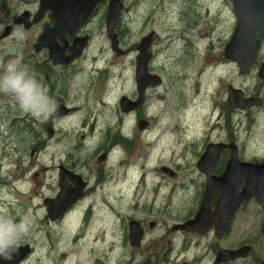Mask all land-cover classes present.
Instances as JSON below:
<instances>
[{
    "label": "flooded vegetation",
    "instance_id": "obj_1",
    "mask_svg": "<svg viewBox=\"0 0 264 264\" xmlns=\"http://www.w3.org/2000/svg\"><path fill=\"white\" fill-rule=\"evenodd\" d=\"M42 1L26 0L23 8L18 12L17 8L12 12L11 10L7 11L9 9L4 4L0 6V8L6 9L1 13L2 17L5 16L6 21L0 25L2 28L0 29V69L10 60V56L16 53L13 49L15 48L19 52L17 56L23 57V63L30 67L36 78L48 89L49 95L59 106L54 117L43 120L35 119L28 114H20L22 111L18 106L11 108V102H2L0 105V210H11L17 216L27 217L33 225L30 234L19 244L18 248L27 246L29 250L28 255L19 264L32 263L36 249L34 243H37L36 236L39 235L40 229L43 227L47 228L56 226L61 222L65 223L68 219H74L72 215L77 214L76 221H79V224L75 225L74 232H76L77 240L81 238L83 235V232L80 231L83 230L80 228L81 222L86 223L90 216H93L92 211L96 208L91 199H96L99 192L105 194L106 186L111 184L109 172L110 164L113 163L111 161L112 152L122 147L127 154H130L127 150L131 144V140L128 141L127 137L119 132L111 135V129L107 127L103 130L106 133V137L102 136L103 142H99L96 147L89 148L86 140L93 135V125L86 122V118L89 117L85 114L88 108L85 104L76 105L72 108L64 96L65 88L74 76L83 72L81 62L86 59L88 51L92 49L102 51L104 48V46L97 44L99 38H103V42L112 49V43L106 29L111 0H101L95 4L96 0H59L60 2L63 1L62 9L70 11L72 7L73 16H68L70 19L68 18L69 20L65 23L62 22L60 35L51 33L50 38L53 39L51 46L43 44L42 47L36 48L43 32L45 30L51 31L55 24L51 10L45 6L42 7ZM117 1L121 10L114 33L117 48L123 56L134 47V50L137 51L144 36L139 39V42L136 40L135 44L132 41L128 48L124 46L125 39L123 36L127 37V33H123L125 31L122 22L123 16L131 11L137 0H132L131 4L128 0ZM231 8L234 21L230 26L228 38L223 44V52L216 58V65H227L235 69L239 79H246L252 75L257 83L248 86L244 84L235 85L231 79L230 82L222 83L223 96L221 102L218 100L216 103L211 101L210 115L207 122L202 125L204 127L202 134L204 142L195 154V177H189L192 182L191 186L195 187L194 196L190 197V200L187 199L188 203L190 201L189 208L166 206L161 209L156 206L161 186L166 187L167 180L177 181L179 179L178 170L168 166H160L151 169L149 173H145V165L140 169L135 165L136 162L131 163L128 158L124 159L127 165L122 166L126 169L131 167L133 173L130 176L125 173L124 183L118 180L114 185L123 187L118 191V194L116 193V202H124L127 212L131 209L137 213L136 215L124 213L119 237L123 258H130L133 263L170 264L171 257H174L176 264H201L202 261L215 264L216 256L220 250L235 251L245 247L250 249L247 257L218 264H261L264 261V257H255L257 241H264V210L263 205L259 203L256 197L242 201L234 211H231V208L224 210L223 206L217 210L219 201L223 203L231 199L229 192L231 187L234 188V191L236 189V194L244 190L245 183L241 180L247 179L248 175L238 167L234 174H229L228 181L224 180L222 184L218 185L210 183L224 175L233 150L236 151L238 164H247L252 169L254 167L255 172L256 167L264 165V156L247 157L243 155L242 147L238 142L241 141L240 134L248 121L255 120L257 117L264 118V78L259 77V73L264 68V59L260 58L264 50V31L262 28L256 29L255 39L260 42L257 60L244 73H241L239 65L224 56V48L234 34L237 24L233 2ZM22 36L26 39L24 40ZM19 37L22 38L20 41H18ZM154 44L155 41L152 48ZM55 49L63 53L61 60L51 58L50 51ZM80 50L81 53L77 58L67 64L64 63ZM34 57H39L41 60L35 61L33 60ZM77 64L81 67L76 73ZM85 78L87 81L91 79L92 73L88 71ZM221 79H224V76ZM196 83L199 85V80ZM87 88L88 86H86V90ZM150 90L152 87L145 89L142 105L127 114L120 111L123 118L137 114V128L140 120L147 123L143 130L138 128L141 133H145L151 125L149 119L146 120L143 115L148 103L147 94ZM229 91H232L233 96L239 97L236 103L242 105L243 108L234 107L230 104ZM127 98L132 101L136 100L137 92ZM81 113L85 116L80 118L77 125L71 126V129L64 127V120L70 119L74 115L80 117ZM38 123H41L46 136V139L41 142L33 136L34 132L37 136L34 129ZM172 133L177 134L175 131ZM76 135H79L78 139L71 142L70 140ZM53 141H55V146L62 145V148L59 152H55L53 158L49 159L51 161L49 163L45 160L48 154L46 147ZM151 152L152 150H148V155ZM56 155H58L57 158ZM202 155L205 157L199 166ZM27 156L30 158L27 159ZM48 156L50 157V155ZM39 160L41 163H37ZM119 163H123V161ZM40 179L44 183L43 186L48 192V196L41 197L40 202L34 205L32 194H34V189L38 187ZM46 179H50V181L45 183ZM180 184V190L185 192L186 186L183 185V182ZM206 188L212 197L210 204L206 206L208 210L204 212L202 218H209L211 222L219 221L222 225L227 213L232 212L225 226L226 229L224 228L223 231L216 230L217 226L214 223H209L212 224L209 226L206 224L207 222L204 223V220L200 223L191 224V220L199 213ZM174 190L175 187L169 189L170 192ZM35 195L38 194L35 193ZM192 195L188 193L187 198ZM171 197L172 193L169 194L168 202ZM60 199L62 204L59 203ZM94 202L96 203V201ZM97 203L101 205V215L96 214L95 220L104 221L105 225L107 222L110 224L109 212L112 215L113 212L111 211L114 208L108 209L107 205L110 204L106 200L103 202L99 200ZM63 207L65 210L61 215L52 219L51 211L59 209L61 212ZM40 213L42 214L41 218L38 216ZM119 214L120 212L116 213L117 216ZM34 218L38 220L42 228L37 227L36 221L33 224ZM243 228L245 229L242 231ZM132 233L136 234L137 238H132ZM110 235H113L112 232ZM105 238H108V234L105 235V231L101 229L94 241L102 239V243H105ZM87 240L90 241V239ZM205 240L207 242L203 243ZM176 245L179 247L177 248ZM16 254L15 252L11 259L1 257L3 259L2 264H14ZM182 254H185L184 259H180Z\"/></svg>",
    "mask_w": 264,
    "mask_h": 264
},
{
    "label": "rangeland",
    "instance_id": "obj_2",
    "mask_svg": "<svg viewBox=\"0 0 264 264\" xmlns=\"http://www.w3.org/2000/svg\"><path fill=\"white\" fill-rule=\"evenodd\" d=\"M25 1L0 0V6L4 4L9 9L7 11L12 12L17 8L18 12L23 8ZM128 2L131 4L133 1L128 0ZM135 3L131 11L123 16L125 29L123 33H127V37L123 36L124 46L128 48L132 41L135 44L136 40L139 42L142 36L150 32L157 34L151 49L153 57L148 63V72L159 76L162 82L147 94L148 103L143 111L145 119H149L151 125L145 133H141L137 128L138 115L133 114L123 118L118 106L120 97L130 98V95L136 92L134 70L138 52L134 50V45V48L125 55L117 56L103 42V38H99L97 44L104 48L102 51L93 49L88 51L86 59L81 62L83 72L74 76L65 88L64 96L72 108L83 104L88 108L85 113L89 115L86 122L93 125V135L86 140L89 148L103 142L102 136L106 137L103 130L110 127L111 135L119 132L127 137L128 141L131 140L130 148L127 150L130 154H127L122 147L112 152L113 163L110 164L109 172L111 184L106 186L105 194L99 192L96 199H91L96 208L92 211L93 216H90L86 223L81 222L80 228L83 230L80 231L83 235L80 239H76L74 232L75 225L79 224V221H76L77 214L72 215L74 219L47 228L40 227L38 220L33 219V224L37 222V227L42 229L36 236L37 243H34L36 249L31 264H136L130 258H123L119 240L124 213L137 214L131 209L127 212L124 202H116L118 191L123 187L115 186L114 183L118 180L124 183L125 173L129 176L133 173L131 167L126 169L122 166L127 165L124 159L128 158L131 163L136 162L135 165L140 169L145 165V173L160 166L178 170L177 181L167 180V186H161L156 206L161 209L166 206L189 208L190 201L188 203L187 199L190 200L195 194L193 191L195 187L191 186L189 177H195V154L204 142L202 125L207 122L210 115L211 101L216 103L217 100H221L222 83L230 82L231 79L235 85L248 86L257 83L252 75L246 79H239L235 69L227 65H216V58L223 52V44L234 21L230 0H137ZM3 10L6 9L0 8V25L6 21L5 16L1 15ZM21 39L19 37L18 41ZM13 49L16 53L9 59L18 57L19 52ZM262 53L260 58L263 60L264 50ZM33 60L40 61L41 58L34 57ZM81 66L76 65V73ZM2 71L3 68L0 69V73ZM88 71L92 73V78L87 81L85 77ZM222 76L224 79H221ZM197 80L199 85L196 83ZM86 86H88L87 90ZM6 101L12 103L11 108L17 106L11 96L0 94V105ZM20 114L25 115L22 112ZM85 114L81 113L80 117L74 115L64 120V127L71 129V126L77 125ZM34 130L37 133V136L35 132L33 133L34 138H38L40 142L46 139L41 123L36 124ZM78 137L79 135H76L70 141L74 142ZM240 138L241 141L238 142L242 147L243 155L263 157L264 118L257 117L248 121ZM54 142L46 147L48 154L45 160L49 163L55 152H59L62 148V145L55 146ZM148 150H152L150 155ZM28 158L30 157L27 156ZM120 161L123 163H119ZM37 163H41V160ZM49 181L50 179H46L45 183ZM182 182L186 186L185 192L180 190ZM38 183L32 194L34 205L40 202L41 197L48 196L41 179ZM174 187L175 190L170 192L169 189ZM170 193L172 197L168 202ZM188 193L193 195L187 198ZM99 200L102 202L106 200L110 204L107 205L108 209L114 208L111 211L112 215L109 212L110 224L107 222L105 225L104 221L95 220L96 214L101 215V205L97 203ZM117 212H120L119 216L116 215ZM38 216L41 218L42 214ZM101 229L105 231V235L108 234L105 243H102V239L94 241ZM256 256L264 257L262 240L256 243ZM184 258L185 254H182L180 259ZM170 264H176L174 257H171ZM201 264L210 263L202 261Z\"/></svg>",
    "mask_w": 264,
    "mask_h": 264
},
{
    "label": "water",
    "instance_id": "obj_3",
    "mask_svg": "<svg viewBox=\"0 0 264 264\" xmlns=\"http://www.w3.org/2000/svg\"><path fill=\"white\" fill-rule=\"evenodd\" d=\"M98 1L101 0H96L94 4ZM230 1L233 2L234 11L237 17V24L234 34L232 35L226 47L224 48V56L226 57V59L235 61L239 65L241 69V73H244L248 68H250L256 62L258 57L260 42L255 39V32L256 29L258 28H262L264 31V0H230ZM44 6L51 10V16L52 19L55 20V24L51 31L45 30L43 32V34L41 35V37L39 38L36 44V48L38 46L42 47L43 44L46 46H51L50 44L53 42L52 41L53 39L50 38L51 33L60 35L62 22L64 23L67 22L70 19L69 17L73 16V10H71L72 7L70 11L68 9H62L63 1L60 2L59 0H43L42 7ZM120 10L121 8L118 1L111 0L108 8L106 29H107L108 37L110 38L112 43V50L117 56L122 55V52L117 48V40H116V35L114 33V29L118 21ZM155 38L156 35L152 32L144 36L139 43L137 49L138 54L135 58V84H136L137 98L136 100L132 101L127 97L123 96L119 101V107L122 113L125 114L130 113L131 111L142 105L145 98L144 96L145 89L149 87L152 88L156 87L161 83V80L157 75H153V74L151 75L148 72V63L152 57L151 47ZM80 53L81 50L78 51L77 54L70 56L69 59L66 60L64 63L67 64L71 62L73 59L77 58L80 55ZM50 56L54 60H61L60 58L63 56V53L55 49L50 51ZM259 77L264 78V68L259 73ZM238 100L239 97L233 96L232 91H229L230 104L234 107L243 108L242 105L236 103ZM146 126L147 123L145 121L140 120L138 122V128L140 130H143ZM204 157L205 156L201 158L199 162V166H201L200 163ZM238 167L241 168L242 172H245L248 175L247 179L241 180L245 183V188L241 193L236 194V189L234 191V188L231 187L229 190V192L231 193L230 196L231 199L228 202H223V203L219 201L217 204V210L220 206H223L224 210L231 208L232 209L231 211H234L235 208L242 201L249 200L251 199V197H256L259 203L263 205V210H264V165L256 167V172H255L253 170L254 167L252 169V167L247 164H238L235 150H233L232 152V157L230 159V162L228 163L227 170L225 171L224 175L220 179L211 181L210 183H214V185H218V184H222L224 180L228 181L227 177L229 176V174L231 173L234 174ZM207 192L208 189L206 188L204 199L202 201L199 213L193 220H191L192 221L191 224L200 223L203 222L204 220V223L207 222L206 224L214 223L217 226L216 230L223 231L226 229L225 226L227 225L232 212L230 211L229 213H227L225 217V222L222 225L219 223V221L211 222L209 218H202L204 212L208 210L206 206L210 204V199L212 197V195L209 192L208 193ZM216 194L219 195V193ZM206 197H208V200H206ZM59 203L62 204L61 199ZM64 210L65 207H63L61 212L59 211V209L51 211L52 219H56L58 215H61V213ZM211 225L212 224H209V226ZM187 226L193 227L190 225ZM133 237L137 238V235L132 233V238ZM249 250H250L249 247H245L235 251L220 250L216 256V260L214 263L218 264L226 261H235L239 258H245L247 257ZM28 252L29 250L27 246L18 248L13 263L19 264L28 255ZM2 261L3 259H1L0 257V264H2ZM261 264H264V261Z\"/></svg>",
    "mask_w": 264,
    "mask_h": 264
},
{
    "label": "clouds",
    "instance_id": "obj_4",
    "mask_svg": "<svg viewBox=\"0 0 264 264\" xmlns=\"http://www.w3.org/2000/svg\"><path fill=\"white\" fill-rule=\"evenodd\" d=\"M0 94L11 96L18 108L35 119L47 120L58 112V104L30 67L18 56L7 61L0 73ZM27 217L0 210V257L11 259L21 240L32 230Z\"/></svg>",
    "mask_w": 264,
    "mask_h": 264
}]
</instances>
